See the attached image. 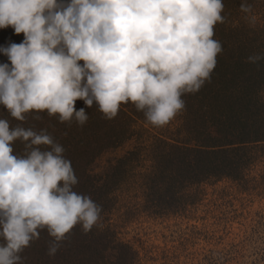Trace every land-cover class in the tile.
I'll return each instance as SVG.
<instances>
[{"label":"clouds","instance_id":"9594fccd","mask_svg":"<svg viewBox=\"0 0 264 264\" xmlns=\"http://www.w3.org/2000/svg\"><path fill=\"white\" fill-rule=\"evenodd\" d=\"M224 12V0H0V29L23 34L0 47L9 61L0 63V107L19 122L0 116V264H25L45 230L53 258L77 225L88 232L101 220L102 207L74 190L64 146L28 116L83 127L89 114L77 100L108 120L131 103L148 124L167 125L185 109L182 97L210 81ZM239 12L255 26L253 3L240 0ZM261 61L264 53L245 62Z\"/></svg>","mask_w":264,"mask_h":264},{"label":"trees","instance_id":"16d2710c","mask_svg":"<svg viewBox=\"0 0 264 264\" xmlns=\"http://www.w3.org/2000/svg\"><path fill=\"white\" fill-rule=\"evenodd\" d=\"M249 2L257 16L254 27L239 12L240 0H224L226 20L216 26L214 37L223 52L210 81L198 93L182 97L185 109L167 125L148 124L131 103L108 120L96 105L87 108L77 100L76 109L89 114L83 127L75 121L59 123L47 113L41 121L28 116L29 124L46 127L64 146L78 178L74 190L90 196L102 212L99 226L84 232L77 225L53 258L46 255L50 237L42 231L22 253L25 264H139L140 251L113 223L119 206L136 198L139 213L183 214L200 204L207 184L228 179L240 187L264 189V170L254 176L264 164V61L245 62L249 55L264 53V0ZM10 40L20 43L23 34L0 29V47ZM6 62L0 54V63ZM0 116L19 123L3 107ZM13 147L22 153L20 141ZM124 147L129 148L121 156L103 161Z\"/></svg>","mask_w":264,"mask_h":264},{"label":"rangeland","instance_id":"374dc122","mask_svg":"<svg viewBox=\"0 0 264 264\" xmlns=\"http://www.w3.org/2000/svg\"><path fill=\"white\" fill-rule=\"evenodd\" d=\"M263 170L261 163L254 176ZM259 187L228 179L207 184L199 205L164 216L137 212L134 198L117 208L113 223L140 251L139 264H264V189Z\"/></svg>","mask_w":264,"mask_h":264}]
</instances>
